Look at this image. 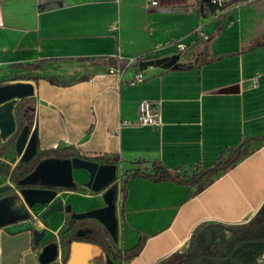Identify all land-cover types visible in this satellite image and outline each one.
<instances>
[{
    "label": "crops",
    "instance_id": "obj_1",
    "mask_svg": "<svg viewBox=\"0 0 264 264\" xmlns=\"http://www.w3.org/2000/svg\"><path fill=\"white\" fill-rule=\"evenodd\" d=\"M205 4L160 0L151 8L147 0H0V75L34 72L28 82L35 87L18 100L16 117L20 109L25 113L18 130L3 138L0 129V161L12 168L26 163L16 139L31 123L38 134L35 158L70 146L76 156L100 163L117 159L125 173V194L117 191L115 201L118 240L111 243L104 235L91 240L88 234L91 264H184L192 240L210 225L219 196L246 182L264 187V0H226L204 14ZM178 41L187 49L178 51ZM115 54L179 58L175 67L143 70L144 81L130 84L137 68L111 73L109 66L119 65ZM142 100L161 112L163 125L125 123L135 122ZM246 139L244 147L252 152L232 169L189 182ZM160 165L174 177H152ZM73 177L74 187L58 191L64 203L77 212L106 204L103 196L80 189L90 178L86 169H74ZM7 186L0 199L20 191L10 175L0 173V188ZM46 207L36 204L28 208L29 218L0 226V264H42L39 255L49 239L59 242L67 264L69 248L66 252L61 241L67 215L56 212L46 222L41 217ZM257 214L241 222L228 215L226 228L250 223L229 231L255 230ZM36 230L45 231L41 246L34 244ZM142 238L141 252L125 260L124 251Z\"/></svg>",
    "mask_w": 264,
    "mask_h": 264
},
{
    "label": "water",
    "instance_id": "obj_2",
    "mask_svg": "<svg viewBox=\"0 0 264 264\" xmlns=\"http://www.w3.org/2000/svg\"><path fill=\"white\" fill-rule=\"evenodd\" d=\"M179 55L162 56L148 60L139 61V68L146 70L149 67H161L168 69L175 67V62ZM35 87L29 82H14L0 85V129L2 137L7 138L18 130V116L25 117L22 109L15 115V110L20 108L19 99H23L34 93ZM16 151L22 162H30L38 154V134L32 130L31 123H26L20 130L16 139ZM77 168L86 169L90 178L84 183L94 192L105 191L103 197L106 206L93 208L83 212H74L72 217L75 219L93 218L96 219L107 230L111 237L118 240V220L116 217V195L117 185L113 184L117 175L118 165L113 163H98L91 159H85L80 156L69 158L49 157L41 161L29 174L18 179L17 185L21 186L19 192H15L0 199V226L8 222V214L16 213L20 204L23 213L16 218H29L31 213L29 207L36 204L49 206L57 197L55 188H72L75 186L73 170ZM42 186H47L44 188ZM9 187L0 188V192ZM13 198L14 200H10ZM70 212L72 205L64 207V201L61 199L45 210L41 217L47 222L48 217L56 212ZM225 228L221 225L206 227L203 234L206 240L212 237V231L220 233ZM227 229V228H226ZM229 230V229H227ZM45 236V231L34 232V244L41 246V240ZM60 251L59 242L53 240L43 245L39 259L42 264H52L56 261ZM200 258V256H198ZM92 244L87 240H72L69 247V258L67 264H91ZM197 262V260H196Z\"/></svg>",
    "mask_w": 264,
    "mask_h": 264
},
{
    "label": "rangeland",
    "instance_id": "obj_3",
    "mask_svg": "<svg viewBox=\"0 0 264 264\" xmlns=\"http://www.w3.org/2000/svg\"><path fill=\"white\" fill-rule=\"evenodd\" d=\"M33 75L34 72L26 74L15 72L0 75V82L1 85L8 84L5 82L14 80L28 82L30 76ZM23 101L29 103L31 100L26 98ZM36 160L37 158L34 161ZM94 161L100 163V161ZM124 181L125 173L122 174V169L119 167L113 183L117 185L118 192H121ZM249 183L251 182L228 189L225 197L219 196L214 201L210 212L212 219L209 222L210 225H221L225 228V236L219 237L214 234L211 241H205V237L201 233L198 240L204 247L203 251L200 254L192 255L188 260L183 262L184 264H218V261H225V259H228L225 262L234 264L233 258L242 261L243 264H264V187L252 188ZM80 189L89 194H99V197H102L105 193V191L94 192L91 188L84 186H81ZM101 204H105L103 199ZM257 212L258 216H256L254 221V225H256L255 230L245 229L237 234H233L226 229V221H230L228 215H232L235 221L241 222L248 220ZM203 253H207L208 255H201ZM198 255H201V257L197 260ZM173 259L176 261L180 260L178 256Z\"/></svg>",
    "mask_w": 264,
    "mask_h": 264
},
{
    "label": "trees",
    "instance_id": "obj_4",
    "mask_svg": "<svg viewBox=\"0 0 264 264\" xmlns=\"http://www.w3.org/2000/svg\"><path fill=\"white\" fill-rule=\"evenodd\" d=\"M204 2L206 3L205 4L206 6L203 9L204 14H206L208 11L215 12L217 9H219V7L215 4H213L211 0H204ZM260 43L261 44L264 43V39ZM262 139H264V138H262ZM249 140L250 139H246L242 145L233 149L227 157H224L223 155H221L213 167H211L210 169H207V170L200 171L194 177H192L189 180V182H192V183L197 182L198 180L203 179L204 177H207V176L211 177L214 174L219 173L220 171L226 172V171H229L230 169H232L244 156H246L247 154L252 152V150L249 147H244V145ZM78 154L79 153L73 147H70V146H68V147L59 146L57 148L42 152V155H53L54 157H60V158H69V157L76 156ZM80 157L85 158V159H89V157H87V156H80ZM99 158H103V157H99ZM35 159L31 160L28 163H22V164L16 165L14 168H12V166L9 164L2 163L0 161V173H2L4 175H10L12 180L17 183L18 179L26 176L31 171H33V169L36 166V161L38 160V158L36 161H34ZM107 161H112V163L115 164L117 159H113V160L107 159ZM138 173L139 172H136V174H138ZM152 177H154L156 179H158V178L168 179V178L174 177V175L171 174L170 172H168L164 166L160 165V166L156 167L155 174L152 175ZM209 182H207V184ZM122 191L125 194V185L124 184L122 187ZM256 216H258V214ZM255 218L252 219V222L255 221ZM250 225L251 224L248 223V224L240 225V226H228V228L233 230V231H238L240 229L247 228ZM145 242H146L145 238H142L140 240V242L135 247H133L130 250L124 251L123 256H124L125 260L130 259V258L138 255L141 252V250L143 249ZM192 243L194 244L193 240H192ZM198 251H199V249H198ZM195 252H197V251L195 250L194 247H192L184 255L193 254ZM121 254L122 253H120L119 255H121Z\"/></svg>",
    "mask_w": 264,
    "mask_h": 264
},
{
    "label": "flooded vegetation",
    "instance_id": "obj_5",
    "mask_svg": "<svg viewBox=\"0 0 264 264\" xmlns=\"http://www.w3.org/2000/svg\"><path fill=\"white\" fill-rule=\"evenodd\" d=\"M47 158H49V157H47ZM47 158H44V159H42L41 157L38 158V160L36 161V166L41 161H43V160H45ZM42 187L48 188L47 186H42ZM21 188L22 187L20 186V189ZM55 189L57 190V197L54 199V201L49 206L46 207L45 210H47L51 205L55 204L57 201L62 199V198L58 197V191L60 189H62V188H60V187L58 188L57 187ZM9 194H12V193H9ZM10 200H14V199L11 198ZM68 204L69 203H64V207H66ZM103 206H106V204L103 205ZM103 206H101V207H103ZM16 207H18V210H17L16 213L8 214V217H7L8 221L16 218V216H19V215H21L23 213V211H22V209L20 207V204L16 205ZM62 212H65L66 215H67V219L65 221L64 228H63V235H62V238H61V241H62L63 245L66 248V252H68V248L70 246V242L73 239H75V240H88L89 239L87 237L88 234H91V236H92L91 240H95V237L100 239L101 235H104L108 239L109 242H111V243H116L117 242V240H115L113 237H111L110 234L107 232V230L96 219H93V218L75 219V218L72 217V214L75 212V210L73 208H72V210L70 212H66L65 209ZM253 225H254V223H253ZM209 226L212 227L214 225H208L206 227H209ZM254 226L256 228V225H254ZM203 230L201 231L202 234H203ZM37 231H39V230H37ZM233 232H236V231H233ZM222 233L225 234V229H224V231ZM214 234H216L219 237L221 235L220 233H218L215 230H213L211 239L210 240H206L205 239V241H211L213 239V235ZM53 240L54 239H49V240L45 241L43 243V245H45V244H47V243H49V242H51ZM42 241H43V239L41 240V242ZM193 247L195 248V250L197 252H195L193 254L184 255L183 258H182L183 261L188 260L192 255L200 254L203 251V248H204L203 245L201 243H199L198 239L195 240ZM198 249H199V251H198ZM201 255H208V254L207 253H203ZM201 255H198V256L201 257ZM198 256H197V260L199 259ZM64 260L65 259L63 258L62 261H64ZM225 261H228V259H225ZM233 261H234V264H243L242 261L237 260L235 258H233Z\"/></svg>",
    "mask_w": 264,
    "mask_h": 264
},
{
    "label": "built area",
    "instance_id": "obj_6",
    "mask_svg": "<svg viewBox=\"0 0 264 264\" xmlns=\"http://www.w3.org/2000/svg\"><path fill=\"white\" fill-rule=\"evenodd\" d=\"M211 1L213 4L217 5L219 9L222 8L226 2V0H211ZM147 3L148 6L151 8H157L160 6V0H147ZM198 30L201 31V27H198ZM202 34L205 40H208L210 38V35L208 33L202 32ZM175 44L177 46L178 51L180 52L187 49V44H185L182 41H178ZM114 56L118 58L119 65H110L109 71L111 73L121 74L127 68L130 67L137 68L135 74L129 80L130 84H136L144 81L145 78L144 72L139 68V61L156 58L151 55H144L140 57H131V58H124L120 54H115ZM125 123L136 124V125H147V126H161L163 125L164 121L161 112L156 110L152 106L150 101L142 100L139 105V114L135 122L131 123L129 121H126ZM66 142H68V140H66ZM55 262H59L60 264H63L62 258L59 255Z\"/></svg>",
    "mask_w": 264,
    "mask_h": 264
}]
</instances>
